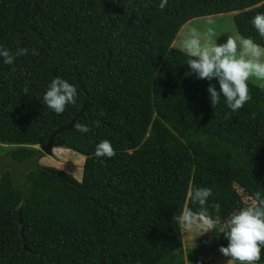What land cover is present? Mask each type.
Listing matches in <instances>:
<instances>
[{"label":"trees","instance_id":"obj_1","mask_svg":"<svg viewBox=\"0 0 264 264\" xmlns=\"http://www.w3.org/2000/svg\"><path fill=\"white\" fill-rule=\"evenodd\" d=\"M160 3L0 0V46L29 50L12 65L0 58V145L22 160L77 118L54 140L84 157L80 180L51 167L27 172L20 221L21 194L2 173L0 264H185L175 217L193 185L238 201L231 215L246 207L237 187L264 199V87L248 82L251 100L236 112L223 96L213 108L207 89L219 91L218 81L190 74L189 57L171 48L187 22L227 13L238 35L264 47L252 24L264 0ZM57 77L77 88L62 114L43 100ZM105 140L115 157L95 156Z\"/></svg>","mask_w":264,"mask_h":264},{"label":"clouds","instance_id":"obj_2","mask_svg":"<svg viewBox=\"0 0 264 264\" xmlns=\"http://www.w3.org/2000/svg\"><path fill=\"white\" fill-rule=\"evenodd\" d=\"M167 4L168 0H161L160 9L163 10ZM252 24L264 38V14H257L252 19ZM214 36L212 28L204 34L192 29L180 41L181 50L189 57L187 65L191 70L190 74H195L200 80L218 81L219 91L211 83L207 89L212 107L215 108L223 96L227 107L236 112L251 100L248 81L252 78L264 81V47L251 38L232 36H228L225 43L217 44L213 40ZM28 54L27 48H20L12 53L0 46V58H3L4 64L12 65L17 56ZM31 54L39 55L36 49H32ZM43 100L49 109L56 114H62L69 104L77 103V88L67 80L57 77L49 84ZM93 124L99 127L100 121H94ZM74 127L81 133L91 130L81 123ZM94 154L97 158H113L116 152L110 141L105 140L96 146ZM212 195L210 188H191L187 193L188 199L198 204L199 210L183 209L175 217L179 226L186 230L203 228L204 233L215 231L218 235L222 234L228 242L226 247L219 248V252L226 258L225 264H257L264 249V199L256 193L250 206L241 208L226 220H221L219 215L213 218L208 212L207 202ZM213 207L219 212V204H214Z\"/></svg>","mask_w":264,"mask_h":264},{"label":"rangeland","instance_id":"obj_3","mask_svg":"<svg viewBox=\"0 0 264 264\" xmlns=\"http://www.w3.org/2000/svg\"><path fill=\"white\" fill-rule=\"evenodd\" d=\"M233 15L234 13L220 14L196 18L187 22L179 29L171 44V48L182 51L180 41L186 38L192 29H196L201 34H204L209 28H212L215 32L213 40L217 41V44L225 43L228 36H232L233 38L241 37L238 35L234 27ZM248 82L259 87L264 85V81H259L255 78L250 79ZM35 148L37 149V147ZM9 150H11V147L0 145V156ZM38 163L43 167L60 169L67 174L72 175L76 180H80L84 157L77 155L72 151L56 147L52 150L50 156H44L38 161ZM191 188H202V186L193 185ZM236 189L239 193L240 200L243 198L245 206H250L252 204V199H250L239 187ZM237 202L238 201L235 200H233V202L223 200L212 195L207 202V209L213 218L219 215L221 220H226L231 216V212L235 211L237 208ZM214 204L220 205L219 212L213 207ZM185 208H191L193 211H198L199 205L192 203L187 198ZM181 235L182 255L185 264H197V262H200L201 264H225L226 258L219 252L220 234L218 235L215 231L204 233L203 228L199 230L195 228L192 230H186L181 227Z\"/></svg>","mask_w":264,"mask_h":264},{"label":"water","instance_id":"obj_4","mask_svg":"<svg viewBox=\"0 0 264 264\" xmlns=\"http://www.w3.org/2000/svg\"><path fill=\"white\" fill-rule=\"evenodd\" d=\"M76 119H74L69 125L60 127L52 133L46 144L44 146H36V151L29 157L22 160H16L13 157L12 150L7 151L0 156V176L5 170H8L12 178L14 189L18 190L21 194V199L15 207L18 221H20V207L25 203L27 197V189L24 183L25 175L29 171L46 170L45 167L39 165L38 161L44 156H50L52 154V150L58 147V144L54 140V136L63 130L69 129Z\"/></svg>","mask_w":264,"mask_h":264},{"label":"built area","instance_id":"obj_5","mask_svg":"<svg viewBox=\"0 0 264 264\" xmlns=\"http://www.w3.org/2000/svg\"><path fill=\"white\" fill-rule=\"evenodd\" d=\"M197 264H201L200 262H197Z\"/></svg>","mask_w":264,"mask_h":264}]
</instances>
